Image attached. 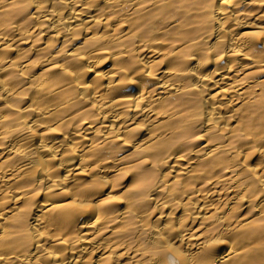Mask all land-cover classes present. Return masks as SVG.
<instances>
[{
  "label": "bare ground",
  "instance_id": "bare-ground-1",
  "mask_svg": "<svg viewBox=\"0 0 264 264\" xmlns=\"http://www.w3.org/2000/svg\"><path fill=\"white\" fill-rule=\"evenodd\" d=\"M0 264H264V0H0Z\"/></svg>",
  "mask_w": 264,
  "mask_h": 264
}]
</instances>
